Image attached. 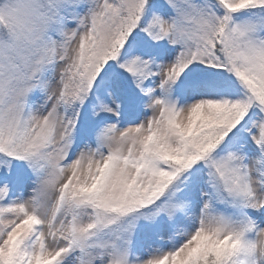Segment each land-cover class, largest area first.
I'll return each instance as SVG.
<instances>
[{
	"label": "snow or ice",
	"instance_id": "6c2138e0",
	"mask_svg": "<svg viewBox=\"0 0 264 264\" xmlns=\"http://www.w3.org/2000/svg\"><path fill=\"white\" fill-rule=\"evenodd\" d=\"M0 264H264V0H0Z\"/></svg>",
	"mask_w": 264,
	"mask_h": 264
}]
</instances>
